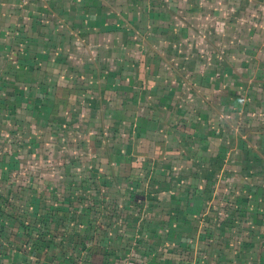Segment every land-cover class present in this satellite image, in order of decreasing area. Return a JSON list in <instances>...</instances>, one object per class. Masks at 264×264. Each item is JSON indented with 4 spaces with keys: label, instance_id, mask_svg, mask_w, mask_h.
Returning <instances> with one entry per match:
<instances>
[{
    "label": "crops",
    "instance_id": "0c3cea01",
    "mask_svg": "<svg viewBox=\"0 0 264 264\" xmlns=\"http://www.w3.org/2000/svg\"><path fill=\"white\" fill-rule=\"evenodd\" d=\"M264 264V0H0V264Z\"/></svg>",
    "mask_w": 264,
    "mask_h": 264
},
{
    "label": "built area",
    "instance_id": "2783aa9c",
    "mask_svg": "<svg viewBox=\"0 0 264 264\" xmlns=\"http://www.w3.org/2000/svg\"><path fill=\"white\" fill-rule=\"evenodd\" d=\"M125 264H143V263L134 258H126Z\"/></svg>",
    "mask_w": 264,
    "mask_h": 264
}]
</instances>
